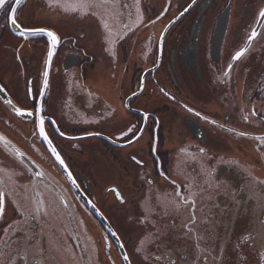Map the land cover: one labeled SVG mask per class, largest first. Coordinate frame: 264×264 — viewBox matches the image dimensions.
Returning <instances> with one entry per match:
<instances>
[{"label": "flooded vegetation", "instance_id": "1", "mask_svg": "<svg viewBox=\"0 0 264 264\" xmlns=\"http://www.w3.org/2000/svg\"><path fill=\"white\" fill-rule=\"evenodd\" d=\"M48 2L0 10L6 264H264V0Z\"/></svg>", "mask_w": 264, "mask_h": 264}, {"label": "snow or ice", "instance_id": "2", "mask_svg": "<svg viewBox=\"0 0 264 264\" xmlns=\"http://www.w3.org/2000/svg\"><path fill=\"white\" fill-rule=\"evenodd\" d=\"M16 2H17V4H19V0H16ZM113 2H114V0H81V2L79 3V7L80 8H84V9H98V8L99 9H104L105 13H107V11L112 7ZM194 2H195V0H193V3ZM5 3H6V0H0V9L4 8ZM137 3H138V0H137ZM59 6L63 7L65 12L76 11V9H77L76 5L60 4ZM13 12H15V9H13ZM93 14H95V12ZM259 15H260V17L264 18V10H261ZM12 22H13V24H15L16 20L13 19ZM104 27L107 29L108 28V24L105 23ZM124 27H127V25H124ZM36 33H46V35L51 38L53 46H55V44L58 42L57 36L55 35V33L51 32V31H46L44 29H39V30H36ZM256 36H257V33L253 29L252 33H251V35L249 37V40L255 38ZM243 54H244L243 51L237 52L235 54V56H234V59H239ZM49 56H51V53H49ZM230 70H231V65H229V71ZM44 76H45L44 83H45V87H46L47 86V76H48V72L47 71H45ZM9 103H11V102H9ZM15 111H16V113L18 115H25V113L22 112L19 108H16ZM36 111L37 112H43V108L42 107H37ZM26 114L28 116H32L33 115V113L30 112V111L27 112ZM36 122H37V127L39 129L40 136H42L45 140H48V136H47V134L45 132V127H44L45 117L43 115H39L37 117V121ZM60 135H64V133L61 132ZM0 139H3V137H0ZM49 144H51L50 140H49ZM51 151L55 155L56 160L59 161V163L61 165H63L64 161L61 159L59 153L56 151V148L53 147L51 149ZM201 151H203V149H201ZM20 155H22V154H20ZM133 159H135V158H133ZM37 175H42V173H37ZM38 203H39V205L41 207L44 206V201L42 199L40 201H38ZM192 203L194 204L195 202L192 201ZM176 207L179 208L180 205H176ZM37 211H39V208L37 209ZM45 214H47V212H45ZM2 215H3V200H2V198H0V216H2ZM192 222L193 223L195 222L194 216L192 218ZM185 226H187V225H185ZM11 227L12 226L9 225V228H11ZM5 231L7 232V230H5ZM112 235H115V233H112ZM121 247H123V245H121ZM124 260H128V256L127 255L124 256ZM12 264H15V262L13 261ZM25 264H27V258L26 257H25ZM43 264H47V262L44 261Z\"/></svg>", "mask_w": 264, "mask_h": 264}, {"label": "rangeland", "instance_id": "3", "mask_svg": "<svg viewBox=\"0 0 264 264\" xmlns=\"http://www.w3.org/2000/svg\"><path fill=\"white\" fill-rule=\"evenodd\" d=\"M42 1V0H41ZM48 2V0H46ZM52 2H48V3H55L56 0H50ZM64 4H68V5H79L78 2L76 0H66V2ZM77 8L82 9L81 13L86 12L87 10L84 8H80L79 6H77ZM72 11H68L66 13H71ZM153 15V14H152ZM18 78L15 77V81ZM12 80L14 81V75H12ZM25 86V85H24ZM5 233V232H4ZM3 235V234H2ZM3 236L0 237V264H6L7 263V258H8V247L6 244V241L3 240L2 238Z\"/></svg>", "mask_w": 264, "mask_h": 264}, {"label": "water", "instance_id": "4", "mask_svg": "<svg viewBox=\"0 0 264 264\" xmlns=\"http://www.w3.org/2000/svg\"><path fill=\"white\" fill-rule=\"evenodd\" d=\"M6 1H7V0H6ZM22 1H23V0H19V4H20ZM19 4L16 3V6L14 7L15 12H16V10H17ZM0 10H1V9H0ZM15 12L12 13V17H11V29H12V31H13L15 34H17V35H21L22 32H23L22 28H21L17 23L13 24V22H12L13 19H15V18H14ZM228 19H229V16H228L227 13H225V15H224V17H223L222 20L225 21V23L227 24V20H228ZM31 33H36V32H31ZM4 92H5L4 89L2 88V86H0V96L3 97V98H5V93H4ZM120 249H121L122 254L125 256V255H126V252H125V250L123 249V247H121V245H120ZM125 263H126V264H130L129 260H125Z\"/></svg>", "mask_w": 264, "mask_h": 264}]
</instances>
